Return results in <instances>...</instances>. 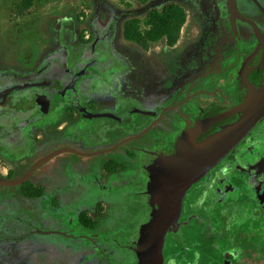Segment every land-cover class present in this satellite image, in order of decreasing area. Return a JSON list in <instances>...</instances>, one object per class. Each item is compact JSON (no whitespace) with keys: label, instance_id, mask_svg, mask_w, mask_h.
I'll return each mask as SVG.
<instances>
[{"label":"flooded vegetation","instance_id":"af4514ba","mask_svg":"<svg viewBox=\"0 0 264 264\" xmlns=\"http://www.w3.org/2000/svg\"><path fill=\"white\" fill-rule=\"evenodd\" d=\"M213 3L214 22L210 33L215 47L210 48V57L197 56L202 61L185 68L179 69V63L191 51L174 59L171 48L155 54L154 51H133V63L137 67L138 64L149 66L150 78L139 80L134 68L127 61L124 64L115 57L113 60L110 51H104L102 62L93 61L96 51L84 43L79 51L69 55L66 50L64 55L60 53L61 62L43 65L34 73L19 76L0 72V155H20L24 161L23 165L14 164L13 170L0 172V181L22 178L39 161L58 152L24 182L35 185L39 193L37 200L45 202L41 205L44 213L60 216L57 209L62 200L68 199V207L73 206L75 210L67 214L66 224L73 221L84 233L93 234L103 227L111 231L110 226L118 225L122 231L133 226L136 218L133 212L139 206L137 199L141 194L139 187L142 186L147 197L145 204L150 208L149 186H152L155 163L162 159L163 152L201 115H218L239 106L244 99L237 89L243 80L242 71L247 66L264 65V0H235L238 15L254 23L256 28L238 17L234 18L232 28L227 0H213ZM207 38L201 44H206ZM83 40L79 38L81 43ZM114 54L121 57L119 52ZM125 66L132 71L131 75H123ZM155 66L159 71H155ZM180 70L184 79L173 81ZM216 82L220 83L216 85ZM54 110L58 111L54 122L37 124L44 121V116L53 115ZM61 125L64 126L61 128ZM253 138V135L247 136L241 146L252 145L256 141ZM28 144L49 151L32 160L33 156L26 153ZM237 147L224 159L231 161L232 176L225 175L226 169L222 175L211 172L195 185L204 204L212 208L234 200L229 193H235L240 187L230 182L231 177L242 173V180L248 178L245 172L249 173V169H235ZM260 164H264V157L246 166L257 169ZM258 170L264 172V166ZM259 174L264 175L254 173L252 179ZM45 175L52 176L53 191L46 192ZM257 189L254 203L262 211V180ZM211 195L216 198L208 199ZM201 202L198 204L202 206ZM243 215H247V222L252 218L251 213L249 217L247 212ZM113 222L116 223L112 225ZM242 222L243 219L239 220V224ZM239 227H247L246 222ZM111 232L115 236L119 233ZM79 239L93 240L99 247L106 245L96 235L89 240ZM230 246L233 247L230 254L225 255L226 250L219 254V261L221 256L225 258L223 264H231L230 255L239 251L234 244ZM131 248L135 253V244L131 243ZM135 258L138 264L136 254Z\"/></svg>","mask_w":264,"mask_h":264},{"label":"rangeland","instance_id":"374dc122","mask_svg":"<svg viewBox=\"0 0 264 264\" xmlns=\"http://www.w3.org/2000/svg\"><path fill=\"white\" fill-rule=\"evenodd\" d=\"M26 1L0 0L2 73L19 76L34 73L43 65L61 62L64 50L69 55L79 51L86 43L91 46L92 51H96L92 56L93 61L102 62L104 51H110L113 60L115 57L124 64L127 61L130 67L134 68V74L139 80L150 78L149 66L138 64L137 67L133 63V51H154L155 54L165 51L164 43L148 44L144 48L129 43L123 39V27L128 21L142 19L148 12L160 10L168 4H177L186 12V22L180 38L169 50L173 59L191 51L181 58L178 68L201 62L196 55L202 56L203 51L208 57L211 54L209 50L212 43L206 48L207 44L203 45L201 42L208 32L212 33L213 0H151L146 5H139L132 0H128L126 4L111 0H30V6L25 8ZM80 34L84 39L82 43L79 41ZM115 51L119 52L122 58L115 55ZM192 53L194 55H191ZM161 61L163 63V58ZM155 67V71H159L158 67ZM127 69L125 66L123 75L132 74V71ZM182 73V70L177 71L173 81L183 80ZM155 76L158 78V75ZM219 83L216 82V85ZM57 117L58 111L54 110L53 115L44 116V121L37 124H49ZM38 135L40 137V134ZM250 135H253L256 141L247 145L250 149L241 146L243 142L239 144L240 148L235 150L239 155L236 157L235 169L240 171L244 167L249 169L251 174H264L258 170L264 164L257 166V169L246 166L264 157V121ZM48 151L37 149L33 144L26 146V153L33 156L32 160L39 159ZM223 160L207 175L211 172L213 175H222L226 169L225 175L232 176L234 172L229 163L231 161ZM16 163L24 164L20 155H0L1 174L15 169ZM250 172H245L248 178L244 180V177H240L242 173L240 176L231 177L230 182L240 189L229 193L234 200L220 208L217 205L212 208L211 205L204 204L205 200L201 199L200 190L195 186L197 183L190 188L184 197L183 211L181 210L164 239L162 264H223L222 260L225 258L221 256L219 261V254L223 250H226L225 255L230 254L229 251L233 248L230 243L239 249L235 250V255H230L231 264H264V210L256 207L253 198L259 193L257 186L261 180L264 182V175L259 174L261 179L256 176L252 179L254 175ZM64 182L65 179L62 180V183ZM43 184L46 192L53 191L54 182L51 175H45ZM139 190L141 194L137 199L139 206L133 212L136 217L135 221H132L133 226L122 231L119 230L121 225L110 226L111 231H119L115 236L105 227L89 234L74 226L73 221L66 224L67 214L75 210L73 206L68 207V199L61 201V207L57 209L59 216L44 213L46 211H43L41 206L44 201L28 200L20 194L14 195L17 191L15 186L1 187L0 264H137L131 243L134 244L137 230L150 212V208L145 204L147 197L142 192V186ZM209 198L216 197L211 195ZM199 200H202V206L198 204ZM245 212L248 217L251 213L252 218L248 222L247 215H243ZM61 214L65 215V218ZM242 219V224L246 222L247 226L244 229L238 228V225H242L239 224ZM69 224L70 226H67ZM92 235H96L101 243L106 242V245L99 247L97 242L90 241L89 237ZM80 237L88 238L89 241L80 240Z\"/></svg>","mask_w":264,"mask_h":264},{"label":"water","instance_id":"95a60500","mask_svg":"<svg viewBox=\"0 0 264 264\" xmlns=\"http://www.w3.org/2000/svg\"><path fill=\"white\" fill-rule=\"evenodd\" d=\"M227 11L234 28V18L242 19L235 0H227ZM242 20L256 28L254 23ZM242 77L237 89L244 99L239 106L218 115H201L180 132L155 163L149 186L151 211L134 241L138 264H162L164 239L180 215L186 193L264 121V65L247 66ZM57 153L39 161L16 181H0V187L22 185L39 165Z\"/></svg>","mask_w":264,"mask_h":264},{"label":"trees","instance_id":"16d2710c","mask_svg":"<svg viewBox=\"0 0 264 264\" xmlns=\"http://www.w3.org/2000/svg\"><path fill=\"white\" fill-rule=\"evenodd\" d=\"M119 4H126L128 0H111ZM139 5H146L151 0H132ZM30 0L25 2V8L30 6ZM186 22V12L177 4H168L160 10H152L148 12L142 19H133L128 21L123 27V39L129 43H133L140 47H146L148 44L164 43V49L173 48L181 34V30ZM211 25V24H210ZM207 35V47L212 43L213 39L211 33ZM82 41L81 34L79 35ZM200 44V43H199ZM206 52L204 51V54ZM203 54V55H204ZM201 56V55H196ZM205 56V55H204ZM203 56V57H204ZM205 58V57H204ZM16 188L17 195L25 196L28 200H36L38 197V190L35 185H30L26 182Z\"/></svg>","mask_w":264,"mask_h":264}]
</instances>
